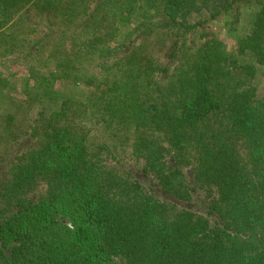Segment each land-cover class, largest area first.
<instances>
[{"label":"trees","instance_id":"1","mask_svg":"<svg viewBox=\"0 0 264 264\" xmlns=\"http://www.w3.org/2000/svg\"><path fill=\"white\" fill-rule=\"evenodd\" d=\"M0 45V264H264V0H0Z\"/></svg>","mask_w":264,"mask_h":264},{"label":"rangeland","instance_id":"2","mask_svg":"<svg viewBox=\"0 0 264 264\" xmlns=\"http://www.w3.org/2000/svg\"><path fill=\"white\" fill-rule=\"evenodd\" d=\"M242 19H244L251 11L250 6H243L242 9ZM18 17V29L20 27L25 28V16ZM32 19L35 21V17L32 15ZM38 23L41 26L46 25L47 20L45 19H38ZM51 23H53L54 26H57L56 20H49ZM215 27L217 31H219V36L223 39V41L226 43L228 49H234L236 47L235 44V37H237V34L232 35V38H229L226 35L224 29L227 27V18L223 17L222 19H218L215 21ZM22 29V28H21ZM2 45H0V127L3 122V119H6V122L9 124V130L16 129L18 127L17 123L19 122L15 118H11L10 115L13 113V106L18 107L19 109H25V100L27 99L28 95L31 92V82L25 81L27 78L26 74V68L27 65L25 63V58L19 57L16 54L6 52L3 48H1ZM49 60L45 55H42V57L38 58L36 57L34 59L35 63L39 62V65L44 66L42 68L39 65H36L39 67V69H43L44 72H47L49 67ZM51 68V67H50ZM258 89L264 88V78L258 76L256 78V82ZM60 89L63 88V85H59ZM82 89L91 91L97 88H100L99 85H83L81 86ZM4 114V115H3ZM6 117V118H5ZM0 128V133L1 132Z\"/></svg>","mask_w":264,"mask_h":264}]
</instances>
